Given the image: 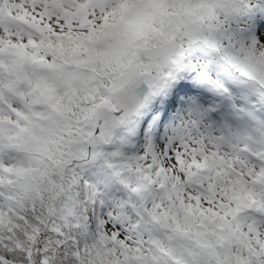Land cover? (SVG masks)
Returning a JSON list of instances; mask_svg holds the SVG:
<instances>
[{"label":"snow or ice","instance_id":"1","mask_svg":"<svg viewBox=\"0 0 264 264\" xmlns=\"http://www.w3.org/2000/svg\"><path fill=\"white\" fill-rule=\"evenodd\" d=\"M0 264H264V0H0Z\"/></svg>","mask_w":264,"mask_h":264}]
</instances>
